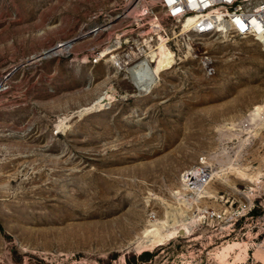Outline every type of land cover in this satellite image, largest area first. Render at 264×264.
<instances>
[{"label":"rangeland","instance_id":"1","mask_svg":"<svg viewBox=\"0 0 264 264\" xmlns=\"http://www.w3.org/2000/svg\"><path fill=\"white\" fill-rule=\"evenodd\" d=\"M121 1L0 0V264H264V50L168 19L141 86L75 37Z\"/></svg>","mask_w":264,"mask_h":264},{"label":"built area","instance_id":"2","mask_svg":"<svg viewBox=\"0 0 264 264\" xmlns=\"http://www.w3.org/2000/svg\"><path fill=\"white\" fill-rule=\"evenodd\" d=\"M168 19L184 32L197 35L252 36L264 50V0H122L92 15L85 30L75 37H87L90 61L109 53L116 63L127 64L129 73L128 67L147 55L157 37H168ZM95 39L98 41L93 42ZM199 62L204 73L215 72L213 57L206 49ZM138 75L149 79L146 64Z\"/></svg>","mask_w":264,"mask_h":264},{"label":"bare ground","instance_id":"3","mask_svg":"<svg viewBox=\"0 0 264 264\" xmlns=\"http://www.w3.org/2000/svg\"><path fill=\"white\" fill-rule=\"evenodd\" d=\"M144 64L143 63H138L136 64L135 66L132 67L130 73L131 75L137 80L139 81V84H141V86H145V87H148L150 86V83L149 81L145 80L144 78L140 77L138 75V72L140 71L141 67L143 66ZM148 69V68H147Z\"/></svg>","mask_w":264,"mask_h":264},{"label":"trees","instance_id":"4","mask_svg":"<svg viewBox=\"0 0 264 264\" xmlns=\"http://www.w3.org/2000/svg\"><path fill=\"white\" fill-rule=\"evenodd\" d=\"M149 254V251H147V250H144V251H142V253L140 254L141 256H145V255H148Z\"/></svg>","mask_w":264,"mask_h":264}]
</instances>
